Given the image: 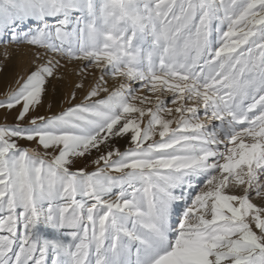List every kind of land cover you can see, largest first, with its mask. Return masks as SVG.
Instances as JSON below:
<instances>
[{
	"label": "snow or ice",
	"instance_id": "1",
	"mask_svg": "<svg viewBox=\"0 0 264 264\" xmlns=\"http://www.w3.org/2000/svg\"><path fill=\"white\" fill-rule=\"evenodd\" d=\"M13 57L0 264H264V0H0Z\"/></svg>",
	"mask_w": 264,
	"mask_h": 264
},
{
	"label": "rangeland",
	"instance_id": "2",
	"mask_svg": "<svg viewBox=\"0 0 264 264\" xmlns=\"http://www.w3.org/2000/svg\"><path fill=\"white\" fill-rule=\"evenodd\" d=\"M28 58L27 57H13L11 60L5 62L6 66L3 72H0V81L3 83L0 92L5 91L9 86H14V82L17 78V75L24 71L28 67ZM71 79H77L73 76ZM70 89L62 83H56L55 88L51 85L49 86L48 95L45 97L44 105L40 108V113L45 114L49 112L48 104H52V112H58L62 107H67L66 96ZM83 93L78 94L77 100L74 103H78L82 99ZM4 122L3 113L0 112V123ZM8 123H13V117H8Z\"/></svg>",
	"mask_w": 264,
	"mask_h": 264
},
{
	"label": "bare ground",
	"instance_id": "3",
	"mask_svg": "<svg viewBox=\"0 0 264 264\" xmlns=\"http://www.w3.org/2000/svg\"><path fill=\"white\" fill-rule=\"evenodd\" d=\"M3 83L0 81V89L2 88Z\"/></svg>",
	"mask_w": 264,
	"mask_h": 264
}]
</instances>
